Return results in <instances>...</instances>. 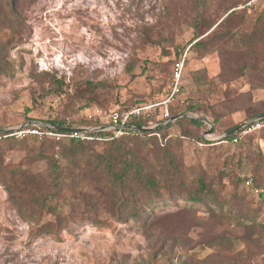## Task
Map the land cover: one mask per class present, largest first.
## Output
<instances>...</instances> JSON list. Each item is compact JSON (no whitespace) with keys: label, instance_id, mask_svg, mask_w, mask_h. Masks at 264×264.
I'll list each match as a JSON object with an SVG mask.
<instances>
[{"label":"rangeland","instance_id":"obj_1","mask_svg":"<svg viewBox=\"0 0 264 264\" xmlns=\"http://www.w3.org/2000/svg\"><path fill=\"white\" fill-rule=\"evenodd\" d=\"M209 2L202 12L187 0H0V138L22 142L0 143L3 165L46 178L47 163L37 155L57 156L55 142L70 139L18 138L16 132L43 128L50 120L71 123L75 130L90 127L81 120L93 107L153 106L139 119L153 116L158 124L149 122L140 132L172 125L164 148L154 140L129 142L137 162L158 172L165 167L163 149L185 181L222 176L223 194L231 193L234 176L256 178L252 188L238 185L240 207L264 226V130L225 142L227 129L264 109V88L246 76H222L217 53L198 57L188 51L195 31L221 23L230 12L225 27L232 34L225 43L239 47L258 16L264 17V0ZM259 25L264 31V18ZM179 52L183 67L174 93L173 60ZM51 78L61 83V92H54ZM190 105L197 110L188 112ZM171 114L176 119L167 120ZM124 137L119 139L128 144ZM255 186L263 192L261 204ZM106 190L82 173L67 180L57 214L30 223L11 207L0 185V264H264V229L247 220L216 218L202 205L177 200L158 203L144 223L120 222L105 210ZM214 238L224 242L221 250L210 247Z\"/></svg>","mask_w":264,"mask_h":264},{"label":"trees","instance_id":"obj_2","mask_svg":"<svg viewBox=\"0 0 264 264\" xmlns=\"http://www.w3.org/2000/svg\"><path fill=\"white\" fill-rule=\"evenodd\" d=\"M187 1L201 7L202 12L210 8L209 4H211L210 0ZM233 14L234 12L228 13L226 18L217 25L216 22H210L209 25L199 28L201 31H195L190 44L195 42L189 47L188 51L198 57H203L208 53H217L221 58L222 76L231 77L232 79L246 76L250 82L264 88V31L263 26L259 25L264 18L263 14L258 16L256 24L240 41L239 47L230 48L227 47L225 40L228 39L229 35L231 36L232 32L225 27V23L232 18ZM197 22L196 28L203 20L200 19ZM208 31L210 32L202 37ZM142 36L147 38L148 43H151V39L146 32ZM221 38L224 42H220L219 39ZM182 53H176L173 64L182 60ZM51 79L56 86L54 92H61V83L56 79ZM88 85L95 87L92 84ZM197 108L196 105L186 106V110L190 113H193ZM260 116H264V109L250 114L247 121L249 122ZM172 118H175V115L171 114V117L167 120ZM147 119L144 121L135 119L130 121L128 125L143 128L149 122L158 124V122L155 123L153 116ZM174 122L178 121L175 120ZM189 122L192 125H200L196 120H189ZM245 123L247 122L239 124L238 127ZM81 124L82 126L98 125L97 122L85 121L83 117ZM46 125L58 132H66L73 127L71 123L61 120H50L47 121ZM171 125V123H168L164 126H158L148 133L127 131L124 138L128 141V144L120 139L106 142L81 141L79 139L55 142L59 147L57 156L43 155L42 152L37 155L38 158L45 160L47 163L48 173L46 178H41L36 171L29 168H8L3 165L0 152V185L7 192L11 207L24 221L30 223L40 220L44 215L57 214L60 198L67 180L84 173L97 182L99 181L102 187L105 190L107 189L106 192L108 191L110 199L105 206V210L109 211L120 222L135 220L138 223H144L148 214L152 212V208L158 203L179 200L192 206L202 205L216 218L228 221L244 219L250 222V226H258L264 229V226L259 224L260 222L258 223L257 220L247 216V211L240 207L242 198L238 193V185L243 183L246 189L252 188V183L256 178L234 176L231 193L223 194L222 176L206 179L204 175H198L195 181H185L174 158L172 159L173 155L163 149L161 150L166 158L165 167H160L158 172L155 170L148 171L137 162L135 151L129 145V142L154 140L161 148H164L166 146L164 141L165 132ZM30 128L38 127L33 125ZM54 128H59V130ZM235 128L237 126L227 129L226 132L229 133ZM237 136L238 133H235L227 137L225 142L233 143V139ZM243 138H240V140ZM198 140L203 141L200 137ZM0 143L2 145L6 144L8 147H14L22 142H17L10 137H1ZM41 145H45L44 142ZM96 148L101 150L97 151ZM223 175H225V172ZM247 183L249 185H246ZM257 193L259 199L257 202L261 204L260 200L263 197V192L257 188ZM251 202H253L252 199ZM46 227L47 233L53 232L51 223L46 224ZM218 239L214 238L212 240L211 248L222 249L224 242H220Z\"/></svg>","mask_w":264,"mask_h":264},{"label":"built area","instance_id":"obj_3","mask_svg":"<svg viewBox=\"0 0 264 264\" xmlns=\"http://www.w3.org/2000/svg\"><path fill=\"white\" fill-rule=\"evenodd\" d=\"M183 67V59L174 65V93L178 92V84ZM173 93V95H174ZM154 110L153 106L149 108H134L131 110H109L104 111L100 108L93 107L86 109L83 113V119L88 122L98 123L96 126H90L83 129H70L66 132H58L52 127L45 126L43 128H29L26 131L16 132L14 135L18 138L24 137L26 134L39 137H47L50 139H79L81 141H98L106 142L113 139H119L131 131L128 123L132 120L139 119L143 111ZM167 116V114H166ZM264 130V116L255 118L241 126L237 132V138L240 139L254 132ZM237 138L233 139V143L237 142ZM246 185H249L247 183Z\"/></svg>","mask_w":264,"mask_h":264},{"label":"water","instance_id":"obj_4","mask_svg":"<svg viewBox=\"0 0 264 264\" xmlns=\"http://www.w3.org/2000/svg\"><path fill=\"white\" fill-rule=\"evenodd\" d=\"M260 117H262V116H260ZM260 117H257V118H260ZM174 119H176V118H174ZM203 121L206 122L205 120H203ZM240 128H241V126L235 128V129L232 130V131H230L229 133H227V135L225 136V138H227V137H229V136H232L233 134L237 133V132L240 130ZM54 129L59 130V128H54ZM129 129H130L131 131H141V130H143V129H141V128H135V127H130ZM208 134H211V130L208 131Z\"/></svg>","mask_w":264,"mask_h":264}]
</instances>
